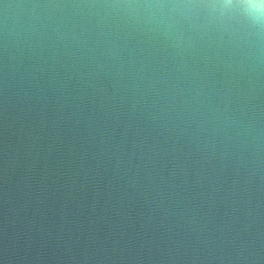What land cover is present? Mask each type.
<instances>
[{
  "label": "clouds",
  "instance_id": "9594fccd",
  "mask_svg": "<svg viewBox=\"0 0 264 264\" xmlns=\"http://www.w3.org/2000/svg\"><path fill=\"white\" fill-rule=\"evenodd\" d=\"M0 115L68 259L264 264V0H0Z\"/></svg>",
  "mask_w": 264,
  "mask_h": 264
},
{
  "label": "water",
  "instance_id": "95a60500",
  "mask_svg": "<svg viewBox=\"0 0 264 264\" xmlns=\"http://www.w3.org/2000/svg\"><path fill=\"white\" fill-rule=\"evenodd\" d=\"M6 159L0 115V264H82L68 259L56 245L63 215L59 192L41 180L42 169L26 188L16 164H6ZM72 218L71 213L66 217ZM80 220L86 225L87 213Z\"/></svg>",
  "mask_w": 264,
  "mask_h": 264
}]
</instances>
